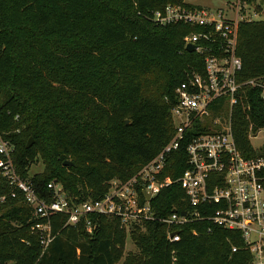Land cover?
<instances>
[{"label":"trees","instance_id":"1","mask_svg":"<svg viewBox=\"0 0 264 264\" xmlns=\"http://www.w3.org/2000/svg\"><path fill=\"white\" fill-rule=\"evenodd\" d=\"M192 1L0 0V134L13 147L17 174L39 197L56 180L76 203L100 200L109 182L134 176L169 142L176 90L204 75L205 54L185 51L183 39L202 29L163 26L153 14L168 5L200 9ZM254 1L242 0L243 5ZM236 55L239 83L264 78V20L239 22ZM240 97L230 117L235 144L246 158L264 157V142L255 151L249 141L250 130H264L260 90L242 86ZM218 102L209 106L212 119L225 111ZM208 124L195 121L186 131L180 147L167 156L162 178L175 181L189 168L187 142L218 131H208ZM29 139L33 144L27 149ZM39 160L43 171L30 177ZM65 161L72 165L63 166ZM149 205L157 219L188 210L176 183ZM32 212L23 194L0 177V264L251 261L239 232L209 221L186 223L178 229L180 240L170 243L160 221L126 231L117 218L97 215L88 216L90 233L83 223L65 226V216L52 217L53 240L43 251L32 231L38 222ZM127 234L136 252L124 255Z\"/></svg>","mask_w":264,"mask_h":264},{"label":"built area","instance_id":"2","mask_svg":"<svg viewBox=\"0 0 264 264\" xmlns=\"http://www.w3.org/2000/svg\"><path fill=\"white\" fill-rule=\"evenodd\" d=\"M242 4V0L236 1L234 18L220 10H188L172 5L153 14V21L163 26L183 23L202 29L185 36L183 43L184 49L193 45L194 52L205 54L204 75L192 76L187 85L176 90V104L170 112L175 132L169 142L131 178L109 182L102 199L76 203L56 180L46 185V196L39 197L29 180L17 174L12 161L13 147L0 134V177L20 191L32 209L33 218L38 221L32 231L39 235L43 251L53 240L49 222L57 215L66 217L65 226L83 223L89 233V215L117 218L126 231L134 224L160 221L167 226L170 243L180 240L178 229L186 223L209 221L224 230L239 232L251 256L250 264H264V157H244L237 149L230 124L242 86L259 89L264 102V78L238 82L241 61L236 45ZM221 101L225 111L212 119L209 106ZM195 121L202 125L208 121L207 130L218 131L190 137L185 149L189 168L175 181L162 178L167 156L180 147ZM263 132L261 129L254 134L250 130V143ZM174 183L183 191L188 210L157 219L149 202ZM143 193L148 194L149 200ZM232 252H236L235 247Z\"/></svg>","mask_w":264,"mask_h":264},{"label":"rangeland","instance_id":"3","mask_svg":"<svg viewBox=\"0 0 264 264\" xmlns=\"http://www.w3.org/2000/svg\"><path fill=\"white\" fill-rule=\"evenodd\" d=\"M203 1H208V0H203ZM218 0H212L210 2H215ZM225 1L227 6L226 8L228 9V12L226 13V16L228 18H234L235 15V4L237 0H222ZM241 8H243L242 13L239 11V18L241 20H250V21H263L264 20V0H255L251 4H242ZM210 10L211 12H216V9H206ZM221 11V10H220ZM264 140V132L260 133L256 139H253L251 141L252 147L255 151H257ZM70 162V161H68ZM43 171V164L39 160L37 164L31 166L28 175L31 177L35 174H39ZM133 253L136 252V248L133 244V242L130 240L129 234H127V239L125 242V248H124V255L127 253ZM121 264V262L119 263Z\"/></svg>","mask_w":264,"mask_h":264},{"label":"crops","instance_id":"4","mask_svg":"<svg viewBox=\"0 0 264 264\" xmlns=\"http://www.w3.org/2000/svg\"><path fill=\"white\" fill-rule=\"evenodd\" d=\"M212 0L203 1V0H196L192 1L191 4L195 5L196 7H199L200 9H216V11H223L225 13L228 12V9L226 8L227 4L225 1L218 0L215 2H210Z\"/></svg>","mask_w":264,"mask_h":264},{"label":"water","instance_id":"5","mask_svg":"<svg viewBox=\"0 0 264 264\" xmlns=\"http://www.w3.org/2000/svg\"><path fill=\"white\" fill-rule=\"evenodd\" d=\"M194 50H195V46H193V45H187V46L185 47V51H187V52H189V53L194 52ZM126 123H128V121H127ZM32 144H33V140H32V139H29V141H28L27 144H26V148H27V149L30 148V147L32 146ZM71 165H72L71 162H68V161L63 162V166H65V167H67V166H71ZM143 194H144L145 199H146V200H149V196H148V194H146V193H143ZM182 215H183V214H182Z\"/></svg>","mask_w":264,"mask_h":264}]
</instances>
